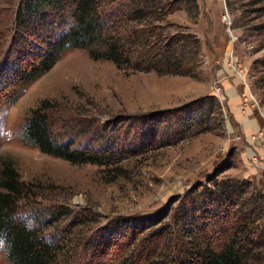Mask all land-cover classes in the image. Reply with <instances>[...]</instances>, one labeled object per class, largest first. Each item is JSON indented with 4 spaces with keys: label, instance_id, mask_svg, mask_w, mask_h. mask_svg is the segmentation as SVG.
Masks as SVG:
<instances>
[{
    "label": "rangeland",
    "instance_id": "374dc122",
    "mask_svg": "<svg viewBox=\"0 0 264 264\" xmlns=\"http://www.w3.org/2000/svg\"><path fill=\"white\" fill-rule=\"evenodd\" d=\"M23 1L0 0V77L25 47L11 46ZM102 4L109 30L138 36L127 46L130 63L71 48L15 100L5 104L17 89L0 98V162H12L25 183L17 213L60 248L54 264H81L86 242L104 225L177 209L209 179L249 182L250 192L264 195L263 2L156 0L133 22L132 0ZM158 34L174 47L173 65L142 63L134 51ZM37 113L54 141L112 148L123 171L41 151L25 134ZM255 256L264 264V252ZM0 264H10L4 246Z\"/></svg>",
    "mask_w": 264,
    "mask_h": 264
},
{
    "label": "trees",
    "instance_id": "16d2710c",
    "mask_svg": "<svg viewBox=\"0 0 264 264\" xmlns=\"http://www.w3.org/2000/svg\"><path fill=\"white\" fill-rule=\"evenodd\" d=\"M104 1L116 0L23 1L13 20L15 38L11 46L22 48L23 43L25 47L10 66L9 74L0 77V82H4L0 98L17 89L5 104L51 70L71 48L89 49L93 58H106L118 65L130 63L133 51H128L127 46L138 44V36L123 39L117 30L105 26L100 11ZM132 1L135 4L129 19L132 22L137 20L136 15H145L149 5L156 2ZM259 2L264 4V0ZM48 26H55V33L41 31ZM37 32L45 34L39 37L40 41L33 39ZM167 42L158 34L153 40H141L134 51L140 53L142 63L173 65L174 47ZM46 120L37 113L25 128L26 138L41 151L76 164L115 165L123 171L122 155L114 149L74 147L73 140L54 141ZM248 185L249 182L217 183L209 179V185L200 184L189 190L177 209H162L141 222L125 221V225L126 218L119 219L122 227L104 225L86 242L81 264H255V255L264 252V220L260 223L264 216V195L250 192ZM25 192V183L20 180L15 165L2 160L0 236L6 234V257L10 264H54L60 248L37 228L27 230L17 213V203ZM259 200L263 203L258 204Z\"/></svg>",
    "mask_w": 264,
    "mask_h": 264
},
{
    "label": "clouds",
    "instance_id": "9594fccd",
    "mask_svg": "<svg viewBox=\"0 0 264 264\" xmlns=\"http://www.w3.org/2000/svg\"><path fill=\"white\" fill-rule=\"evenodd\" d=\"M20 218L24 220V222H25V228L27 230L31 231L33 229V227H34V221L29 220L27 218V216L20 217ZM5 242H6V234H5V236H0V247H3L4 244H5Z\"/></svg>",
    "mask_w": 264,
    "mask_h": 264
}]
</instances>
